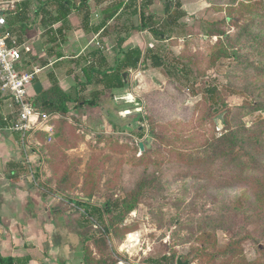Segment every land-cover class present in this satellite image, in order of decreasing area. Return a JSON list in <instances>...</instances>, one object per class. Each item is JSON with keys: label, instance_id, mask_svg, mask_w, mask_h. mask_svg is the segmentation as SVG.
I'll list each match as a JSON object with an SVG mask.
<instances>
[{"label": "rangeland", "instance_id": "obj_1", "mask_svg": "<svg viewBox=\"0 0 264 264\" xmlns=\"http://www.w3.org/2000/svg\"><path fill=\"white\" fill-rule=\"evenodd\" d=\"M40 1L47 2L41 5L47 16L56 13L52 0ZM111 1L90 0L88 11L81 4L74 25L86 17L99 23ZM147 1L124 0L125 12L107 21L111 58L123 26L140 23L139 14L129 13ZM179 1L182 36L176 25L175 36L139 31L123 43L126 50H159L178 65L173 77L150 60L122 70L133 93L132 137L113 135L126 148L112 155H88L87 167L102 169L101 208L88 213L76 195L65 202L90 226L82 247L89 249L85 241L91 240L101 264H176L178 256L190 264H264V0ZM163 5L152 0L144 9L161 17ZM36 8L30 2L24 28ZM133 35L134 47L125 44ZM213 87L214 99L206 91ZM94 91L92 84L79 99L98 104L102 97ZM146 138L150 148L141 151L138 143ZM115 200H132L134 207L126 213Z\"/></svg>", "mask_w": 264, "mask_h": 264}, {"label": "crops", "instance_id": "obj_2", "mask_svg": "<svg viewBox=\"0 0 264 264\" xmlns=\"http://www.w3.org/2000/svg\"><path fill=\"white\" fill-rule=\"evenodd\" d=\"M11 1L16 7L26 0ZM28 1H35L37 8L26 29L29 35L22 66L38 70L28 88L29 96L57 83L74 97L83 95L93 84L102 98L95 106L70 102L65 115H48L47 121L37 123V129L24 137L4 128L13 119L15 108L8 99L0 98V254L11 257L13 264H101L97 259L102 255L91 240L85 241L89 249L82 247L80 239L90 226H83L80 213L68 206L65 197L76 195L79 207L87 208L88 213L101 208L102 169H89L88 155H112L124 147L113 135L132 137L135 108L129 97L133 93L127 85L103 88L86 83L84 72L89 61L95 70L105 64L117 67L128 50L123 49L124 42H116L115 58H111V31L105 30L107 23L102 25V20L88 23L90 12L82 25H74L73 13L80 8L55 21L41 8L47 2ZM134 38L125 44L134 47ZM96 77L100 75L94 72L92 78ZM48 127L52 128L51 138ZM65 175L71 176L68 181H63Z\"/></svg>", "mask_w": 264, "mask_h": 264}, {"label": "trees", "instance_id": "obj_3", "mask_svg": "<svg viewBox=\"0 0 264 264\" xmlns=\"http://www.w3.org/2000/svg\"><path fill=\"white\" fill-rule=\"evenodd\" d=\"M52 1L56 4V13L54 15L51 14L50 17H53L55 21H58L60 18H66L72 10L79 9L81 4H83L85 7L87 5L88 8V3L90 0H78L79 5L75 3V0ZM102 1L104 0H96V4ZM163 1L164 5L162 8L161 17H158V15L152 11H145L144 7L146 5H150L152 0H148L146 4H141L139 8L133 9L129 13V15L139 14L140 23L139 25L132 24L130 26H123L124 35L118 36L117 42L119 44H122L131 34L139 31H147L157 38H160L162 35H167V37H169L168 34L173 35L175 31L174 26L179 25L178 22L185 13L181 11V3L179 0ZM22 4V6L17 5L16 7H14V9H5L3 11L7 14V28L11 34L17 37L18 43H24L28 38V34L26 33V29L28 28V26L24 28L21 20H25L26 10L30 4V1L26 0ZM124 5V0H112L106 7L102 8L101 12L103 14V18L101 24H106L108 20L118 19L125 12V9H123ZM23 24L25 23L23 22ZM185 30L186 27L184 28V26H180V29L177 31L179 35L177 36H180V34L182 36ZM173 36H175V34ZM148 60H150L151 67H161L165 69V73L168 77L174 76L173 72H176V68L178 65V62L176 60L173 59V61L167 62V59L160 54L159 50L155 52L153 49L148 48L143 53L140 48L135 47L124 52V56L122 60L119 61V66L117 67H106L105 64V67L103 69L95 70L92 61H89L86 68L84 69V72L87 76L86 83L93 82L95 84H101L103 88L122 87L125 84L122 70L128 68L135 69L139 64L143 65ZM94 72H97L100 77H96L95 79H93L92 76ZM206 91L209 92L211 94V98L214 99L215 87L211 89L208 88L206 89ZM93 94L98 97L99 91H95ZM80 99L78 95L74 97L72 96V93L64 91L63 89H61V87H59L57 83H53L48 89L44 90L38 95L29 98V101L40 117H42L43 115H52L56 113L59 115H65L68 112V103L70 102H77L89 106H95L97 103L95 98ZM199 158L202 160L203 157H200L199 155L195 157V159ZM236 158L237 161L240 162L241 158L239 157V155H237ZM70 177V175H65L63 177V181H68ZM260 188L262 187L260 186ZM259 197L264 198V191L259 194ZM114 202L115 207H123V211L126 213L131 211V209L134 207L132 200H115ZM0 264H13V260L11 259V257H3L0 254Z\"/></svg>", "mask_w": 264, "mask_h": 264}, {"label": "built area", "instance_id": "obj_4", "mask_svg": "<svg viewBox=\"0 0 264 264\" xmlns=\"http://www.w3.org/2000/svg\"><path fill=\"white\" fill-rule=\"evenodd\" d=\"M13 8V1H0V98L8 99L15 108L13 119L4 128L24 137L26 133L37 129V123L47 121L49 116L40 117L30 104L28 88L38 70L23 69L22 58L27 48L24 43H18L17 37L10 33L7 28V14L3 12ZM46 131L51 138L52 128L48 127Z\"/></svg>", "mask_w": 264, "mask_h": 264}, {"label": "water", "instance_id": "obj_5", "mask_svg": "<svg viewBox=\"0 0 264 264\" xmlns=\"http://www.w3.org/2000/svg\"><path fill=\"white\" fill-rule=\"evenodd\" d=\"M125 75V73L123 74V76ZM215 121L217 122V120L215 119ZM222 121V120H221ZM221 123H224V121H222ZM150 148V144H149V138H146L143 142H139L138 143V147L141 151L144 150V147ZM176 264H190L189 261H182L181 256H178L176 259Z\"/></svg>", "mask_w": 264, "mask_h": 264}, {"label": "bare ground", "instance_id": "obj_6", "mask_svg": "<svg viewBox=\"0 0 264 264\" xmlns=\"http://www.w3.org/2000/svg\"><path fill=\"white\" fill-rule=\"evenodd\" d=\"M129 240L130 241H133L134 240V235L131 233V235L128 236ZM128 240V239H127ZM132 245V244H131ZM129 247V246H128ZM124 248V247H123Z\"/></svg>", "mask_w": 264, "mask_h": 264}]
</instances>
